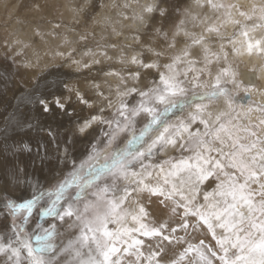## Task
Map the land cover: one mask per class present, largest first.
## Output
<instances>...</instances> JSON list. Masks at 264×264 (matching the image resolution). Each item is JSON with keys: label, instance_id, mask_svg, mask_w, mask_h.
Returning a JSON list of instances; mask_svg holds the SVG:
<instances>
[{"label": "snow or ice", "instance_id": "1", "mask_svg": "<svg viewBox=\"0 0 264 264\" xmlns=\"http://www.w3.org/2000/svg\"><path fill=\"white\" fill-rule=\"evenodd\" d=\"M132 3L139 11L128 16ZM132 3L83 0L74 10L85 26L79 41L95 38L91 18L105 26L104 43L84 52L88 62L73 48L55 52L90 70L118 51L123 67L103 73L117 78L115 90L94 83L95 100L63 79L26 88L20 69L30 62L8 54L21 41L0 45V264H264V104L251 100L264 89L238 70V58L264 60V0ZM109 7L121 9L120 20L105 15ZM126 20L136 24L132 43L107 41L103 31L120 37ZM49 24L34 35L76 31ZM94 126L100 136L77 163L76 138ZM58 166L68 171L55 183L33 180Z\"/></svg>", "mask_w": 264, "mask_h": 264}, {"label": "bare ground", "instance_id": "2", "mask_svg": "<svg viewBox=\"0 0 264 264\" xmlns=\"http://www.w3.org/2000/svg\"><path fill=\"white\" fill-rule=\"evenodd\" d=\"M228 1L230 2V0H225V2H228ZM22 2H25V0L24 1L22 0ZM82 2L83 0H63L61 4V10H60L59 17L62 21H65V23H61V24H64V25H69L70 23L73 24L76 29L75 32L67 31V29L61 28V29H58L57 31L58 35L55 38L45 36V38L41 40L40 37L34 35L35 28L37 27V25H39L42 32H47L50 28V24L46 25L43 22H38V23H33L30 26L25 27V28L21 26L13 25L11 29L10 38L11 40L16 39V40L21 41V45L14 46L15 49L21 50L25 54L26 60L30 62V64L33 65L35 69H42L48 65L56 64L62 61L61 65L63 67L66 65H69L71 66L70 68H72V71H70L71 73L67 70V74L71 75L72 72L75 73L76 71H79L80 69L77 70L76 66L72 65L67 60L56 56L55 52L57 50L67 51L68 48H78L79 49L80 42L78 41L77 33H78V28H81V23L80 24L76 23L77 17L75 15L74 10L78 8ZM129 2L132 3V0H129ZM145 2L146 0H139L140 4H143ZM231 2H238L246 6L249 3V0H231ZM105 3L108 5H112L113 3L119 5V4H123L124 0H106ZM16 4L14 5V7H16ZM6 6L7 4L5 2L1 3L2 8H5ZM43 8L45 9L46 7L43 6ZM47 8L51 9V6H48ZM133 8L139 11V9L136 8L135 3H132V8H129L123 11H125L128 16H131ZM24 11H27V10H24ZM118 11H121V9L109 7L105 10V15L111 17L115 21H118L121 19L120 16L118 15ZM122 23L124 25L122 29L124 35L120 37H115L111 35V29L108 28L106 31H103V35L105 36V38H109V39L113 38L112 41H119L123 44L132 43V41L130 39H127L126 37H129V35L136 30V24L131 20H126V21H123ZM104 27L105 26L103 24H99L98 31L102 33V29H104ZM117 27L119 28V25H117ZM227 28H228V31H231L232 29L231 26H227ZM60 34L67 35L69 44L62 43L63 36ZM23 45H27V46L24 47ZM40 47H41V52L39 50ZM136 50L138 51L139 49H136ZM85 51L87 50H83L81 53H79L76 56V59H82L84 62H88L91 59V57L85 56L84 55ZM93 51H96V50H93ZM131 52H132V49H127V48L125 49V55H130ZM108 55L113 57V59L109 61V60H104L103 58H100L102 61L101 64L94 65L93 67H91L90 70L86 69V72H88L89 75L95 76L94 81L90 80L89 82L85 84L73 83V85L75 87L78 86V88H80V90L82 91L85 88L94 87V83H95V84H99L100 87L102 86L108 93H109L110 87H111V90L114 92L115 87L117 85V78L113 76H105L103 73L105 71H108L109 69L120 70L123 67V65L118 63L116 60V57L119 55L117 50L108 49ZM238 60L243 61L245 63V68H247L250 71H253L251 69L255 70V67L253 68V66L255 63H257L258 67L255 70V76L252 74V72H249V74L248 73L244 74V77L242 78L243 73L241 72V78L244 81H248V80L250 81L252 77L254 78L253 80L256 79L259 82L258 84L260 86H264V63H261L262 62L261 59H258L256 57L248 58L245 56L243 58H238ZM240 64H243V63H240ZM62 66L60 68H57V70H61V73L58 74L57 76L53 75L54 79L41 80L39 82V87L41 88V90H43L45 87H54L56 82L59 80L58 78L59 75L66 74L64 72V69H62L63 68ZM26 69L28 73L35 72V69H33L32 67H29ZM49 73L50 71L46 73L45 77H47ZM51 73L56 74V71L52 70ZM90 73H93V74H90ZM76 74H80V73L76 72ZM88 74H85V75L89 76ZM87 92L89 91L85 89V93ZM89 93H92V92H89ZM260 96L264 98V95H260ZM95 99H96V96H95ZM81 115H84V111L81 113ZM65 127L67 128V124H65ZM8 135H12L11 130H9ZM77 142H78V138H77ZM39 167H40L39 162H37V169H39ZM29 171L30 172L32 171V166L30 162H29ZM38 174H39V170H37L33 175L34 181L38 179ZM152 212L156 216H160L161 213L163 212V209L157 203H153Z\"/></svg>", "mask_w": 264, "mask_h": 264}, {"label": "rangeland", "instance_id": "3", "mask_svg": "<svg viewBox=\"0 0 264 264\" xmlns=\"http://www.w3.org/2000/svg\"><path fill=\"white\" fill-rule=\"evenodd\" d=\"M2 2H5L7 4V6L5 8L1 7ZM62 2H63V0H25V2H22V0H18V1L17 0H0V45H2L3 40L5 38L11 40L10 36H11V29H12L13 25H17V26H21V27L25 28V27L30 26L33 23H38V22H43L46 25L49 24V21H51L53 23H65V21H62L59 17ZM190 2H191V0H182V3H190ZM16 3H18V4H16ZM15 4H16V7H14ZM36 4H39L41 6L40 10H37L34 7V5H36ZM43 6H45L46 8L44 9ZM48 6H51V9L47 8ZM24 10H27V11H24ZM69 25L74 26L71 23ZM98 26L99 25L92 24L91 18L89 19L88 28L90 31H93L95 33V38L93 39L90 37L87 44L85 45L79 41V37H78V41L80 42L79 49L73 48V49H75V52H74L75 58L83 50H88L89 48H91L92 50H96L97 41H100V43H104L103 40H100V36L102 33H100L98 31ZM84 27L85 26L83 25V23H81V28H78V33L84 31ZM56 31H58V30H56ZM225 31L231 32L232 29H231V31H228V28L226 26ZM105 39L109 42H117V41H112L113 38H110V39L105 38ZM15 50L16 49L14 47V49L9 51L8 54L12 55L13 51H15ZM39 50L41 52V47L39 48ZM5 51H6L5 49L0 47V63L5 62L4 61ZM19 51L21 52V55L19 57H17V60L28 62L26 60L25 54L21 50H19ZM261 61H262L261 63H264V60H261ZM238 62H239V69L238 70L240 73V79L246 84L252 83V84L257 85L261 89H264V86H260L258 84L259 82L256 79L253 82H251L249 80L244 81L242 79L244 77V74H246V73L249 74V72H252V74L255 76V70L257 69L258 64L255 63L253 66V68L255 67V70L251 69L253 71H250L247 68H245V63L243 61L238 60ZM240 63H243V64H240ZM61 64H62V61H60L56 64L48 65L42 69H35L34 66L31 65V67L33 69H35V72H33V73H28L27 69L21 68L20 69V76H22L24 78V80L27 82V84H25L24 86L27 88L31 85L36 84L37 81L40 82L41 80L54 79V76H57L58 74L61 73V70H57V68H60L62 66ZM70 67L71 66L66 65L62 68V69H64V72L66 74L59 75V77H58L59 80L63 79L72 85H73V83L85 84V83L89 82L90 80H93V81L95 80V76L89 75L88 72H86V69L83 70V68H81L79 71H76L77 73H80V74H76V72L75 73L72 72L71 75L67 74V70L69 72L72 71V68H70ZM52 70H55L56 74H53L54 76L48 75L47 77H45L46 73L49 71L51 73ZM241 72L243 73L242 78H241ZM85 74H88L89 76H87ZM90 74H93V73H90ZM85 89H87L89 92H92V93L87 92L86 94L94 100L95 99L94 87L85 88ZM85 89L82 90V92L85 93ZM101 89L105 92V94H108V92L102 86H101ZM241 95H243V93H241ZM9 99H11V93H9ZM251 100L254 103L264 104V98H262L260 96V94L252 95ZM244 103H247V101H245ZM9 111H11V109H9ZM0 112H3L2 107H0ZM87 113H88V109H84V115H87ZM6 114L7 113H4V115H6ZM105 115L111 116V112H106ZM94 127H95V131L90 133V135L87 138L80 137L78 135L77 136L78 142H77V138H76V143H75L74 148L72 149V152H73L74 157L77 160V163H79L80 160H82L86 157L87 152L89 151V141L93 140L94 137H96V136H100V128L102 126H94ZM4 130H5V125L3 122V118L0 117V142H2L4 140V136L2 135L4 133ZM79 139H80V141H79ZM98 146L101 148L103 147L102 144H100ZM168 155L169 156H178L179 153L170 151L168 153ZM61 168H62V166H58L57 170L53 171V172H49L47 168H45L43 172L39 171L38 180L41 183H45V179H46L47 183H55L54 177L58 179L60 175H63V173L68 171V169H63V171H60ZM58 173H59V175H58ZM0 183H2V181H0ZM9 190L13 191L15 195H20L19 191H15L11 187ZM0 224H2V218H0ZM0 230H2V229H0ZM67 235L68 234L66 233L65 236H67ZM3 259H4L3 257H0V261H2Z\"/></svg>", "mask_w": 264, "mask_h": 264}, {"label": "water", "instance_id": "4", "mask_svg": "<svg viewBox=\"0 0 264 264\" xmlns=\"http://www.w3.org/2000/svg\"><path fill=\"white\" fill-rule=\"evenodd\" d=\"M251 76H252V75H251ZM253 79H254V78L251 77V80H250V81H251V82L254 81Z\"/></svg>", "mask_w": 264, "mask_h": 264}]
</instances>
